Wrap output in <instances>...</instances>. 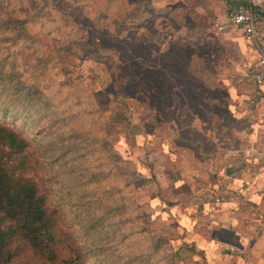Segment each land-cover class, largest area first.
Wrapping results in <instances>:
<instances>
[{"label":"rangeland","instance_id":"1","mask_svg":"<svg viewBox=\"0 0 264 264\" xmlns=\"http://www.w3.org/2000/svg\"><path fill=\"white\" fill-rule=\"evenodd\" d=\"M2 1L0 0V4ZM11 2L17 9L16 14L22 17L32 16L36 10L30 0ZM50 2L48 11L43 15L46 20L40 18L39 21H30L27 29L33 36L38 33L44 39L48 37L43 35L45 31L52 30L49 38L54 46L57 39L77 44L68 50L67 59L61 60L59 65V68L68 71L67 77L74 81L73 86L62 90L56 86L48 90L45 81L46 89L55 92L50 94L54 97L56 108L67 110L69 117L66 121L58 123L59 129L57 126L52 127L55 118L50 116L52 109L46 105L45 118H42L40 126H32V122H27L24 117L15 119L10 116V120L32 136V140L34 136H39L40 132L46 131L48 143L57 147H69L70 141L65 137L74 129L86 134L82 142L87 147H98L94 154H89L82 160L81 155L71 159L73 154L59 158L60 162L64 159L67 161L62 168V165L57 164L58 161L53 162L56 159H52L54 153H58L55 148L49 147L46 155L41 154L39 150L31 154L32 159L40 156L44 159L40 176L47 188L49 207L56 209L61 215L59 228L64 250H69L68 245L75 249L82 247L85 255L83 264H101L106 257H109V260L112 255L124 256L126 250L139 255L142 261L145 260L146 253L152 254L154 259H159L161 264H173L172 261L178 264H211L200 249L184 240L183 229L179 227L174 214L170 211L163 215L160 213L161 205L170 209L188 203L196 190L195 193L192 192L177 166L172 164L170 157L178 155L176 150L179 149L171 141L170 133L162 131L161 135H155L154 129L163 123L162 120L168 121L167 125L175 124L170 120L178 123L180 120L183 125L204 122L208 132L214 124L221 128L224 125L222 120L229 121L230 116L222 106L226 105L231 97L230 85L226 87L222 84L221 90L213 85L210 89L205 84L207 76L217 79L231 76V70L222 67L227 58L222 52L221 39L209 36L215 34L211 30L212 23L204 26L192 20L190 16V19L187 18L183 15L188 13L186 6L180 11H175V7L171 10L169 0H159L158 6L151 3L156 10H152L150 6L149 10L152 11L149 14L153 15L148 20L146 17L133 22L127 20L123 26L122 21L117 19L122 18L125 9L131 7L137 8V15L142 14L145 10L142 6L143 0H129V3L119 1L112 5H108L106 0H84L79 4H73L70 0ZM20 8L28 9L21 11ZM1 13L6 15L4 10H1ZM125 26L135 27L140 31L129 34L126 30L123 31L124 28L127 29ZM18 41L19 46L28 40L21 36ZM45 50L46 46L42 48V53ZM22 51L25 57L26 48ZM55 65L57 67L56 62ZM249 67L250 64L245 63V68ZM251 67L255 68L254 65ZM62 76L63 73L58 76L60 82ZM254 81L257 85L263 84L256 79ZM51 84L49 82V85ZM160 84H164L169 91L171 100L162 110L163 116H159L160 109L154 104V99H160L159 93L154 94L156 86L160 88V94L162 93ZM207 94L217 96L220 105L207 104L203 99V95L205 97ZM175 95L178 102H175ZM185 95H189L190 98H187L192 100L191 115L187 114L185 109ZM3 96L5 95L0 93V101H5ZM6 100L10 106H15L14 95L8 94ZM29 106L26 108L33 107ZM209 111L213 114L209 115ZM0 115L7 118L3 112H0ZM63 115L62 111L61 116ZM219 116L222 118L219 119ZM63 129L66 133L61 132ZM139 133L142 137L145 136L144 140L139 137ZM182 133L183 139L195 145L194 149H201L200 133L190 129L183 130ZM61 138L65 140L55 144ZM165 143L168 145L166 149L163 148ZM192 151V148L188 149L189 154ZM184 152L186 150L178 156L183 157ZM115 157L121 158L116 161ZM188 158V154L183 157V166ZM160 170L166 179L168 178L162 180L164 183L169 182L168 189L161 186ZM72 171L75 172L74 175ZM69 172L72 173L71 176ZM99 172L102 179L90 182L91 174ZM188 172L186 169V173ZM76 174L80 185H83L80 186L77 182ZM174 174L178 176L175 183ZM83 193L89 199L92 194L93 199L102 196L104 206L107 205L108 208L120 205V211H116L117 218L140 214L132 226L123 225L122 229H131L134 232L124 239L116 250L115 247L108 250L96 246L91 248L92 244L86 241L81 227L83 219L77 216ZM178 195L181 201L172 206L167 205L162 198L164 196L175 200ZM144 227L146 229L143 232ZM123 235L124 233L120 234L121 237ZM121 237L112 240L110 244L117 243ZM160 239L161 248L155 251L153 245Z\"/></svg>","mask_w":264,"mask_h":264},{"label":"trees","instance_id":"2","mask_svg":"<svg viewBox=\"0 0 264 264\" xmlns=\"http://www.w3.org/2000/svg\"><path fill=\"white\" fill-rule=\"evenodd\" d=\"M50 1L30 0L33 8L36 10L32 13V16L26 15L23 17L16 14L17 9L11 0H3L0 4V93L5 95L3 96L5 97V101H0V108L2 110L0 112H3L7 117L2 118L0 115V264H83L85 260L82 247L75 249L68 245L67 248L69 250H64L65 246L62 245L59 228L61 215L56 209L49 207L47 188L40 176L44 159L42 160L41 156L40 158L32 159L31 154L39 150L41 154L45 153L46 155V151L50 149L49 147L55 148L58 153H54L52 159H56L53 162L58 161L57 164L62 165L60 167L62 168L67 164V161L64 159L60 162L59 158L62 159L64 156L69 157L73 154L71 159L78 158L81 155L82 160L87 155L94 154V151L98 147H87L82 142L86 134L74 129H71V132L65 137L70 141L69 147H65L64 145L57 147L48 143L46 131L40 132L39 136H34V140H32V136H29L23 129L19 128L16 122L13 123L10 120V116L15 119L24 117L27 122H32V126H40L42 118H45L46 105L52 109L50 116L55 118L52 122V127L59 125L58 123L63 120L66 121V118L69 117L66 113L67 110L56 108L53 100L54 97L52 98L50 94L53 91L48 90L56 86H58L59 90L70 89L73 86L74 81L67 77L69 75L68 71L65 68H59V65L61 60L67 59L66 54L68 50L77 44L76 42L66 43L64 40L57 39L55 42L56 46H54L50 43L51 38H49V33L52 30L45 31L43 35L48 37L44 39L38 33L37 36H33L27 29L30 21H39L40 18L43 21L46 20H44L45 17L43 15L48 11L51 4ZM70 1L73 4H79L84 0ZM119 1H127L129 3V0H106V3L112 5L115 4L114 2L117 3ZM38 3L40 6H38ZM142 6L145 9L142 14L137 15V8L133 9L131 7L125 9L123 17L117 20L122 21V26L125 25L127 20L133 22L145 17L148 20L153 15L149 13L152 10H156V8H153L154 6L151 3H147V0H143ZM150 6L153 8L152 10H149ZM27 9L20 8L21 11ZM1 10L5 11V16L2 15ZM42 26L45 25L42 24ZM125 27L127 29L124 28L123 31L126 30L129 34L140 31L135 27ZM21 36L25 37L28 41L18 46V40ZM44 46H46V50L42 53ZM24 48L27 50L25 57L22 51ZM62 73V82H60L58 76ZM218 79L213 77L208 78L207 76L205 84L208 88L213 85L214 88L217 86V88L222 90L223 86ZM45 81L48 90L45 87ZM49 82L52 84L49 85ZM160 85L162 93L160 94V88L156 86L154 94L159 93L160 99H154V104L155 107H158L162 111L167 104L171 103V100L170 93L164 84ZM8 94L16 97V103L13 107L6 100ZM171 97L173 98V96ZM203 99L207 104L220 105V99L217 96L207 94L205 97L203 95ZM28 104L33 105V107L31 109L26 108L30 107ZM20 108L23 109L21 110ZM222 108L224 110L225 105ZM62 111L64 113L63 116H61ZM212 114L209 111V115ZM221 118L222 116H219V119ZM57 128L59 129V126ZM206 128H208L206 125H200L197 122L196 125H189L186 130L190 129L192 132H198L202 137L203 131L207 132ZM52 129L53 131L55 130V128ZM61 132L66 133V130L63 129ZM65 138H61L60 141L57 140L55 144L63 142ZM202 142L203 138L201 145ZM181 143L185 144L184 146L192 148L194 151L196 150L194 149L195 145L192 142H188V140L183 139ZM178 157L180 159V156ZM117 158L119 161L121 157H115L116 161ZM182 163V161L179 164L177 163V168L184 180L192 188V192L195 193V177L190 172L186 173L188 166L187 164L183 166ZM185 165L187 168H185ZM78 172L79 167L77 166L76 173L78 174ZM72 173L74 175L75 172L72 171ZM72 173L69 172V176ZM77 174L75 175L76 179ZM101 179L102 175L99 172L91 174L89 181L98 182ZM77 182L79 183L78 179ZM92 195H90L89 199L83 193L79 201L81 207L78 208L77 212V216L83 219L81 227L86 241L92 244L91 248L96 246L102 250H108L115 247L114 250H116V247L120 246L121 242L134 232L131 229L128 231L126 228L122 229L123 225L132 226L138 220L140 214L134 213V216L117 218L116 211H120L119 207L121 208L119 204V207L112 206V208H108L107 205L104 206L105 201L102 196L93 199ZM162 198L167 205L171 206L181 201L179 195L175 200H169L164 196ZM133 206L134 210H136V206ZM145 229L146 227L142 228V231L144 232ZM122 233L124 235L121 237L120 234ZM119 237L121 238L117 243L110 244L112 240H117ZM161 243V239L154 243L153 248L155 251L161 248ZM144 255L145 260L142 261V259H139V255L126 250L124 256L112 255L109 260H107L109 257H106L101 261V264H161L159 259L152 257V254L144 253ZM172 263L178 264L173 261Z\"/></svg>","mask_w":264,"mask_h":264},{"label":"crops","instance_id":"3","mask_svg":"<svg viewBox=\"0 0 264 264\" xmlns=\"http://www.w3.org/2000/svg\"><path fill=\"white\" fill-rule=\"evenodd\" d=\"M169 1L171 10L175 7V11H180L186 6L188 13L183 15L204 26L227 21L229 9L244 3V0ZM147 3L160 5L159 0ZM257 22L264 31V6L257 9ZM209 36L221 39L227 58L222 67L231 70V76L219 78L221 84L230 85L231 97L224 108L229 121L224 119L220 130L214 124L210 131H203L201 149L190 154L189 147L181 144L182 132L190 123L183 125L180 120L179 123L170 120L175 124L167 125L168 121L162 120L154 129L155 135H161L162 131L170 133L177 152L186 150L183 157L188 154L189 158L184 163L195 177L196 188L188 203L170 209L161 205L160 213L174 214L183 229L184 240L200 249L211 264H264V82L256 84L255 69L251 67L258 60V50L245 41L241 28ZM245 63L250 67L245 68ZM188 96L185 95V109L191 115L192 100ZM174 99L178 102L176 95ZM139 137L145 138L140 133ZM249 147L258 148L259 154L246 157L243 151ZM163 148L168 145L163 144ZM178 155L170 157L175 166L183 160ZM160 171L161 186L168 189L169 182L162 181L166 177ZM177 177L174 174V183ZM215 194L221 196L222 203L214 202Z\"/></svg>","mask_w":264,"mask_h":264},{"label":"built area","instance_id":"4","mask_svg":"<svg viewBox=\"0 0 264 264\" xmlns=\"http://www.w3.org/2000/svg\"><path fill=\"white\" fill-rule=\"evenodd\" d=\"M264 6V0H244L242 5L231 7L228 12V19L224 22H212L211 30L217 35L226 32L231 28H241L245 40L254 44L258 50V60L254 64V78L259 82H264V31L258 27L257 9ZM246 157L252 154H259L256 147H249L243 151ZM249 184V182H246ZM214 202L222 203L219 194H215Z\"/></svg>","mask_w":264,"mask_h":264}]
</instances>
